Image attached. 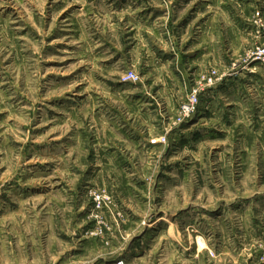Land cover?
Segmentation results:
<instances>
[{"label": "rangeland", "instance_id": "rangeland-1", "mask_svg": "<svg viewBox=\"0 0 264 264\" xmlns=\"http://www.w3.org/2000/svg\"><path fill=\"white\" fill-rule=\"evenodd\" d=\"M261 46L264 0H0V264H264Z\"/></svg>", "mask_w": 264, "mask_h": 264}, {"label": "built area", "instance_id": "built-area-1", "mask_svg": "<svg viewBox=\"0 0 264 264\" xmlns=\"http://www.w3.org/2000/svg\"><path fill=\"white\" fill-rule=\"evenodd\" d=\"M256 55L262 58L264 61V46H261L258 48ZM210 77L208 78V84H213L214 78L217 74L215 70H212L210 73ZM127 78L136 81L138 79V76L133 72L130 71L127 74ZM199 105V94L198 90H194L191 95L189 96L188 100L182 105L181 107V114H180V119H186L190 117L197 109V106ZM160 142H166V137L163 136L162 138H157L155 140H152V143H160ZM119 264H125L124 262H120Z\"/></svg>", "mask_w": 264, "mask_h": 264}, {"label": "crops", "instance_id": "crops-1", "mask_svg": "<svg viewBox=\"0 0 264 264\" xmlns=\"http://www.w3.org/2000/svg\"><path fill=\"white\" fill-rule=\"evenodd\" d=\"M182 66H183V68L178 67V70L180 71L181 74H183V77H185L184 74L187 73V70L185 69L184 65H182ZM161 73H164L165 75H167L166 72H161ZM162 84H165V82H162Z\"/></svg>", "mask_w": 264, "mask_h": 264}]
</instances>
